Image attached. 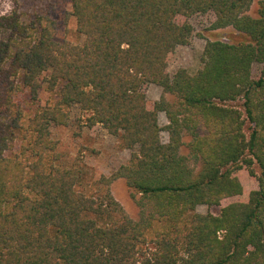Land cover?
Returning a JSON list of instances; mask_svg holds the SVG:
<instances>
[{
    "label": "trees",
    "instance_id": "1",
    "mask_svg": "<svg viewBox=\"0 0 264 264\" xmlns=\"http://www.w3.org/2000/svg\"><path fill=\"white\" fill-rule=\"evenodd\" d=\"M69 1L83 45L58 40L48 16L0 17V264H264V0L256 16V0ZM209 13L237 38L209 41L197 73L171 76L187 20ZM149 84L174 104L149 105ZM75 106L132 151L113 180L139 196V220L110 190L79 192L80 169L61 163L51 128ZM243 168L258 190L199 213L243 196Z\"/></svg>",
    "mask_w": 264,
    "mask_h": 264
},
{
    "label": "rangeland",
    "instance_id": "2",
    "mask_svg": "<svg viewBox=\"0 0 264 264\" xmlns=\"http://www.w3.org/2000/svg\"><path fill=\"white\" fill-rule=\"evenodd\" d=\"M256 0L249 11V15L256 16L258 9ZM17 12L23 21L29 22L38 15H45L57 24L56 35L58 40L69 41L73 44L83 45L85 36L78 31L77 21L71 15L72 5L69 0H0V17ZM216 18L213 13L196 15L187 22L193 28L188 39L178 45L174 53L169 57L168 74L174 76L180 69H185L191 74L201 69V57L206 44L209 41L220 40L230 43L237 38L238 33L232 28L212 29ZM263 65L256 63L253 66V78L261 76ZM149 105L165 99L174 104L175 98L166 94L161 86L149 84L144 87ZM54 94L44 85L40 93V103L46 105L53 102ZM70 124L68 126L53 125L52 136L57 142L61 163L66 167L76 166L81 171V178L77 190L87 196L96 197L104 191L110 190L114 198L122 205L128 216L137 221L140 211L137 199L132 189L124 178L114 179L121 167L128 165L132 157V151L122 147L121 140L112 136L101 125L89 127L87 125V113L78 106L70 110ZM160 124L164 128L169 124L164 112L159 115ZM163 140H169L167 131L162 133ZM190 138L185 137L184 142L189 143ZM183 155L188 154L184 146ZM259 174V170L255 168ZM236 176L243 186V196H236L224 200L221 207L199 206L201 214L211 213L218 215L221 208L232 203L241 202L252 191L258 190L259 183L252 177L246 168L237 170ZM244 197V198H243Z\"/></svg>",
    "mask_w": 264,
    "mask_h": 264
}]
</instances>
